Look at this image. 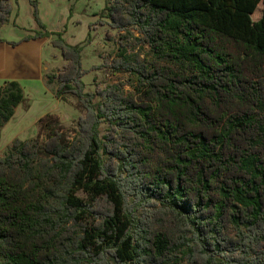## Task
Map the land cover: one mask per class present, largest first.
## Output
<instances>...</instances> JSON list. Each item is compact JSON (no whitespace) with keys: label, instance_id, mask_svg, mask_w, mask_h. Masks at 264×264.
Returning a JSON list of instances; mask_svg holds the SVG:
<instances>
[{"label":"trees","instance_id":"16d2710c","mask_svg":"<svg viewBox=\"0 0 264 264\" xmlns=\"http://www.w3.org/2000/svg\"><path fill=\"white\" fill-rule=\"evenodd\" d=\"M13 1L0 0V28ZM261 3L114 0L111 27L136 28L152 61L122 50L107 67L132 81L95 92L82 47L58 34L56 97L86 114L72 139L48 114L44 141L0 156V264H264ZM20 106L23 87L5 82L0 130Z\"/></svg>","mask_w":264,"mask_h":264},{"label":"rangeland","instance_id":"374dc122","mask_svg":"<svg viewBox=\"0 0 264 264\" xmlns=\"http://www.w3.org/2000/svg\"><path fill=\"white\" fill-rule=\"evenodd\" d=\"M113 2L13 1L10 22L0 28V86L8 81L20 83L29 108L18 107L14 118L0 130L1 157L17 139L28 141L40 137L44 141L45 135H39V121L48 114L58 118L68 139L77 135L79 120L86 114L84 107L76 97H56V76L65 65L60 50L52 44L58 34L69 44L82 47L83 66L89 71L83 79L86 92L132 81L129 75L115 74L107 67L122 50H126L128 55L139 53L142 59L152 61L151 50L142 43V35L136 28L119 32L111 27L104 10ZM263 9L261 3L255 18L252 16L255 22L261 19ZM45 32L51 35L26 42L29 37ZM14 44L18 46L13 47ZM125 90L132 91L129 85L125 86ZM100 129L104 135L107 125L103 124Z\"/></svg>","mask_w":264,"mask_h":264}]
</instances>
